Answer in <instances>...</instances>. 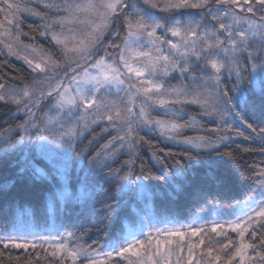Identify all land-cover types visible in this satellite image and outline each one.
I'll return each mask as SVG.
<instances>
[{"label": "snow or ice", "instance_id": "obj_1", "mask_svg": "<svg viewBox=\"0 0 264 264\" xmlns=\"http://www.w3.org/2000/svg\"><path fill=\"white\" fill-rule=\"evenodd\" d=\"M28 2L0 0V50L24 60L34 74L19 90L0 84V101L26 117L0 132V168L14 170L0 181V196L19 182L56 181L48 193L52 213H46L54 230L13 224L0 234V264L4 257L10 264H264V159L248 163L242 153L253 148L233 147L231 135L238 120L256 133L238 137L258 139L264 153V0H143L147 7L139 0H40L47 11ZM149 9L199 11L187 13L185 22ZM26 16L39 19L49 51L21 40ZM189 106L198 111L190 114ZM249 117L260 119L258 131ZM205 118L215 127L206 129ZM93 126L115 132L95 152L80 147ZM187 129L209 134L189 136ZM145 131L184 147L163 156L157 154L163 149H152L146 169L139 155ZM122 152L127 159L116 167ZM205 155L219 158L228 174L210 171L194 185L192 170ZM154 173L162 185L151 183ZM247 182L252 195L231 205L223 220L177 227L140 219V227H124L138 222L136 198L155 197L157 188L164 190L160 195L204 199ZM57 205L61 214L76 211L88 223L56 227ZM92 232L97 239L89 243Z\"/></svg>", "mask_w": 264, "mask_h": 264}, {"label": "trees", "instance_id": "obj_2", "mask_svg": "<svg viewBox=\"0 0 264 264\" xmlns=\"http://www.w3.org/2000/svg\"><path fill=\"white\" fill-rule=\"evenodd\" d=\"M165 16L169 15H181L180 12H174L169 14H164ZM163 14L161 16H164ZM1 22V17H0ZM39 25L35 21L24 20L22 24L23 33H26L28 42H31L35 45H38L41 49L49 51V44L47 40L42 39L38 31ZM31 40V41H30ZM33 73L30 72L29 67L22 61L9 58L3 53H0V84H12L16 86H25L33 83ZM177 83L176 80H170L169 84ZM188 111L190 114H195L198 109H195L194 106H189ZM16 108L8 103L0 101V132H3L5 128L11 127L15 124H18L19 119L16 117ZM243 115L248 116V113L242 109ZM250 122L257 131L260 127V119L249 117ZM255 133V132H253ZM256 134V133H255ZM111 138L110 133H103L100 126H93L92 129L85 132L84 137L82 138V143L80 147L94 149L95 146L98 147L106 143ZM92 141L90 145L89 142ZM144 141L140 145V160L144 164L145 168H149L151 155L150 152L152 149H163V151H157L158 155L163 156L165 153L179 154L183 148L176 147L173 145L164 144L158 139L144 135ZM100 142V144H98ZM234 147V146H233ZM255 148L253 151L248 153H242L247 159L248 163L259 164V159L255 155ZM239 151V150H237ZM124 153V152H122ZM119 154L120 159L118 160L116 167H119L120 163H123L127 159V155ZM126 154V153H125ZM37 160L40 161L41 158L37 156ZM43 164L44 162L41 161ZM243 163V161H242ZM211 165V167H209ZM139 168V165L137 166ZM192 171L195 172V177H190L193 181V184H200L204 181L205 174L208 172H214L217 177L223 178L228 174V168L225 164L220 162L219 158L215 156L205 155L203 158L202 165L196 167ZM14 170L10 167L0 168V181L5 179H11L13 177ZM151 183L154 185H162L163 180L157 179L155 173L151 179ZM251 182L247 183H231L227 187L220 190V194L213 195L204 199H196L184 194H173L172 197L165 195H159V197H154L153 202L156 203L162 209H170L173 212L182 215L188 216L193 214L197 208L204 202H221L229 203L234 201H239L245 198L249 190L251 189ZM191 189H189L190 191ZM210 191H215L213 188H209ZM156 191L160 194L164 191L162 188H157ZM49 192V187L46 183H30L27 181L19 182L14 189L10 192L9 195L0 196V231H5L10 228L16 207L23 205L30 206L32 209V215L39 218L42 211L43 202L47 197ZM78 212H69L61 214L60 221H64L63 227L75 230L80 224H87V220L78 219ZM91 239L96 240L97 234L92 232L89 234ZM105 237H99L102 241ZM6 252H11L15 256L19 250L9 249L5 250ZM3 264H10L7 257L2 258ZM49 259V258H48ZM40 264H45V261L42 259Z\"/></svg>", "mask_w": 264, "mask_h": 264}, {"label": "rangeland", "instance_id": "obj_3", "mask_svg": "<svg viewBox=\"0 0 264 264\" xmlns=\"http://www.w3.org/2000/svg\"><path fill=\"white\" fill-rule=\"evenodd\" d=\"M22 2H23V0H22ZM139 3H140V6L147 7L146 5L143 4V0H139ZM28 6L31 7V8H34L37 11H47L46 9H43L42 4L40 3V0H29ZM149 11L155 12V14L158 15V16H161L162 14L163 15L164 14H169L167 12H158V11L153 10V9H149ZM193 11L198 12L199 10L184 9V10H179V11H175V12H180L181 15H179L178 17H181L185 22H188L187 13H191ZM182 13H184V15H182ZM0 17H1V22H3L4 21L3 15H0ZM22 19H23V22H24V20L35 21L40 26V21H39V19L37 17L26 16V17H22ZM22 32H23V30H22ZM25 39H27V37L25 35H22L21 36V40L25 44H32L35 48L41 49L40 47H38V45H35V44L31 43V42H28L29 40H25ZM21 47H22V45H21ZM0 53H3L6 56H8L6 50H0ZM29 55L33 56L36 59H39V57H37L35 53H29ZM8 57L16 59V60H20V61L25 63L24 60L18 59V58L14 57V56H12V57L8 56ZM5 85H6V87L16 88L17 90H19V89L24 87V86L20 87V86L12 85V84H5ZM1 102H3V101H1ZM5 103H8V104H10V105H12V106H14L16 108V112H15L16 113V116H15L16 118L15 119H19L18 121L21 122L23 119L26 118L23 113L17 112V106L15 104H12L10 101L9 102H5ZM47 106H48L47 102H44V103L41 104L40 109H46ZM36 111H37V115L38 116L42 115V112L40 110H36ZM241 111H242V109H241ZM205 126H206V129H211V128L215 127L214 122L208 121L206 118H205ZM238 132H243L245 135H250V136H252L254 138L256 137L255 133H253L248 127H245V125L240 124L239 121L237 120V123L234 126V131L231 133L232 136L237 137V140L233 143V146L235 147V143L238 142L241 145L250 146L251 148H255V150H254L255 152L254 153L258 157L259 162L262 159H264V153H261L259 151L260 141L258 139H254L253 141H244L243 139H240L238 137ZM103 133H110L111 136L115 135V132H112V131H106V132H103ZM185 134L189 135V136H197V135H200V134L207 135L209 133H207L206 131L205 132H198V131L193 130V129H187ZM143 135L158 139L161 142H163L164 144L173 145V146L181 147V148L184 147L183 145H179V144H176V143L166 142L159 135H155V134H152V133L147 132V131H145ZM33 141L35 143H37V144L40 143L39 141L36 140L35 136H33ZM98 144H100V142ZM53 147H55V146H53ZM97 149H98V147L95 146L92 151L93 152L98 151ZM33 151H34V154H35L36 150H35L34 147H33ZM122 154L126 155L125 153H122ZM150 155L152 156V151L150 152ZM37 156H39V155H37ZM44 163H46V162H44ZM78 173H79V169H74L73 172H72V182H73V184H75V180L77 178ZM53 175L54 176L56 175V173L54 171H53ZM59 179L60 178L57 177V180H59ZM45 183L48 185L49 190H51L53 192L56 191V188H57V182L56 181L49 180V181H47ZM252 187H254V185L251 186V189H252ZM251 189L249 190V192L247 193V195L245 196L244 199H246L248 196L252 195ZM159 195L160 194L157 192V195L155 197H159ZM257 195H259V193H257ZM244 199L239 200V201H243ZM136 200L139 203V212H138V215H137V221L138 222L135 225H130L129 222L125 221L124 222V227L125 228H128V227H140V224H139V220L140 219L144 220V224L145 225L148 224L150 220H171L173 222V224H175V226H177V227H179L181 225H187V224H195L198 227L199 225L204 224L206 221L223 220V219L227 218L229 212L232 210L230 206L237 203V201L229 202V203L204 202L197 208V210L193 214L188 215V216H182V215H179V214L173 212L170 209H162V208H160L161 206L159 207L158 205H156V203L153 202L154 197H152V196H145L143 198L137 197ZM133 210H134V212H136L135 205L133 207ZM73 212H76V211H73ZM46 213H48L49 216L52 213V199L48 196V194H47L46 199L43 202L42 211L40 213L39 218L34 217L32 215V209H31L30 206L23 205V206H20V207H16L15 213H14V217H13V222H12L10 228L12 227L13 224H16L17 227L32 226L36 231H39V232H42V233L45 232L46 229L47 230H54V228L49 227V225L53 224V221L51 219H47V223H46ZM56 216L58 218L55 220V226L59 227L60 225L64 224V221H62V222L60 221L61 213L59 212V205H57ZM158 226L163 227L164 224H159ZM61 230H63V229H61ZM144 230L148 231L150 229L148 227H145ZM4 232L5 231H0V234H3ZM104 239L102 241H100V242L103 243ZM92 241L93 240L88 239L89 243H91ZM49 259H51V258L49 257Z\"/></svg>", "mask_w": 264, "mask_h": 264}]
</instances>
